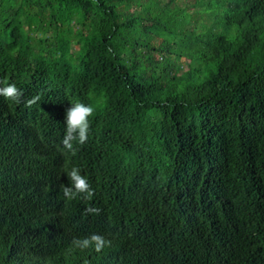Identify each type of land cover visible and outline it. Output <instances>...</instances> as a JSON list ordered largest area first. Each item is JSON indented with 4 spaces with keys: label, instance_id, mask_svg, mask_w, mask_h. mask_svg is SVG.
Returning <instances> with one entry per match:
<instances>
[{
    "label": "trees",
    "instance_id": "16d2710c",
    "mask_svg": "<svg viewBox=\"0 0 264 264\" xmlns=\"http://www.w3.org/2000/svg\"><path fill=\"white\" fill-rule=\"evenodd\" d=\"M0 71L50 112L95 106L125 174L188 208L163 252L125 228L82 227L57 156L0 114V191L16 197L0 207V264H264V238L243 244L264 228V0H0ZM78 164L100 181L109 162ZM93 232L111 246L71 248Z\"/></svg>",
    "mask_w": 264,
    "mask_h": 264
},
{
    "label": "clouds",
    "instance_id": "9594fccd",
    "mask_svg": "<svg viewBox=\"0 0 264 264\" xmlns=\"http://www.w3.org/2000/svg\"><path fill=\"white\" fill-rule=\"evenodd\" d=\"M22 84L16 77L0 71V114L9 125L17 126L22 136L32 137L33 143L42 141L45 148L57 156L60 165L58 188L69 204L66 208L70 215L81 218L82 227L96 226L110 235L125 228L130 234L146 239L154 251L163 252L168 242L165 227L187 228L186 204L173 199L168 201L166 192L149 179L133 176L129 171L125 174L126 167L115 161L117 146L104 144L90 123L95 106L67 100L60 104L59 111L50 112L38 102L40 96H34L35 91ZM84 152L90 153L95 163L109 162L104 175L99 176L102 180L94 181L92 168L78 164V158ZM122 195L129 196V202ZM15 201L16 197L9 190L0 191V207ZM107 210L115 211L114 218L106 214ZM136 226L146 227L148 236L141 230L136 232L133 229ZM263 238L264 228L248 230L243 244L260 250ZM70 244L72 249L93 248L99 253L111 246L112 241L93 232L84 237H73Z\"/></svg>",
    "mask_w": 264,
    "mask_h": 264
}]
</instances>
